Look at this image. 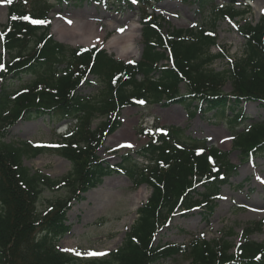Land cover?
<instances>
[{"label":"trees","instance_id":"1","mask_svg":"<svg viewBox=\"0 0 264 264\" xmlns=\"http://www.w3.org/2000/svg\"><path fill=\"white\" fill-rule=\"evenodd\" d=\"M67 1L7 3L1 47L8 59L0 58V264H80V259L58 246L69 230L66 213L73 201L83 199L85 192L113 173L126 175L136 187L146 184L152 192L122 244L85 264H170L166 260L176 255L184 257L186 264H264V242L250 239L262 230V221L245 227L238 244L232 228L219 239L192 238L188 245L155 243L156 235L175 215L195 209L206 216L213 212L221 186L237 172L238 165L230 160L232 150L239 151L242 162L264 157V119L253 121L245 112L250 103L264 109V14L253 24L244 20L245 11L232 1L218 5L214 0H191L203 23L165 29L162 15L148 13L158 0H74L138 10L142 55L139 61L126 63L104 50L73 49L53 40L49 13ZM237 17L244 20L237 21V31L244 38L241 56L232 58L225 50L212 53L218 22ZM163 60L169 63L162 64ZM216 60H227V65L215 70L211 66ZM27 75L30 80L23 83ZM89 75L96 78L99 90L92 97L79 94ZM14 80L19 86L10 90ZM226 82L232 87L229 93L223 91ZM144 102L178 104L190 116L197 112L208 121H224L233 135L232 150L209 146L205 139L169 126L148 132L149 141L135 156L128 153L120 163L109 164L98 151L120 126L121 110ZM40 117L76 122L52 145L5 141L19 120ZM44 153L67 159L70 171L52 179L24 165V158ZM56 187L65 188L67 197L39 207L43 191Z\"/></svg>","mask_w":264,"mask_h":264},{"label":"rangeland","instance_id":"2","mask_svg":"<svg viewBox=\"0 0 264 264\" xmlns=\"http://www.w3.org/2000/svg\"><path fill=\"white\" fill-rule=\"evenodd\" d=\"M69 0L67 3L58 4L50 13L51 29L50 33L55 41L71 48L96 47L104 49L107 54L116 60L128 63L137 62L142 53L143 42L141 39V25L138 10L123 8L118 9L102 8L101 6H89L85 3H77ZM234 2L237 9L245 11L244 20L253 24L257 23L264 14V0H214L218 5H225ZM148 13L161 14L165 18V29H188L203 23V16L198 12L197 6L193 2L183 0H158L149 8ZM87 17L93 23L97 35L91 37L74 35L69 41L57 39L58 34L53 30L54 22L60 18L65 21L75 23L81 17ZM93 18L95 20H93ZM237 20L242 23L244 20L236 18L234 21L222 19L217 24V46L212 47L211 52L217 53L225 50L232 58H238L243 52L244 39L237 31ZM137 22L139 31L133 41L134 52L126 56L119 57L120 48L109 43V40L116 35V31L107 29L108 24H119V22ZM7 22L6 0H0V58L7 60V53H3L1 48V30ZM68 26V24H66ZM77 41V44H72ZM227 65V60H216L212 64L215 70H222ZM92 85L85 84L81 90V95L91 96L97 94L98 85L94 77H88ZM30 80L27 75L23 78V83ZM19 86L18 81L11 82L10 90ZM230 82H226L223 91L231 92ZM245 112L255 120L264 119V109L257 103L245 105ZM120 127L107 137L98 155L109 164L119 163L122 156L135 151L144 146L148 140V135L144 133L155 127L178 126L186 128V133L195 138H206L207 144L221 150H232V132L225 122L207 121L200 113H195L190 117L181 106L171 105L169 107L160 104L145 103L142 106L128 107L120 113ZM98 119L96 120V122ZM64 122H53L51 120L21 119L9 131L5 141L7 143L32 142L34 144H50L57 141L58 134H64ZM131 145V147H128ZM230 160L238 165L236 174L230 182L220 188V195L215 200L214 210L207 215L203 210L196 209L187 213H179L171 218L157 235L156 243L161 245H188L192 238L202 237L206 240L219 239L230 228L234 230V243L241 241L243 229L252 223L262 221L261 231L251 234L250 239L256 242H264V157H255L242 162L238 150H232ZM26 167L32 172H41L52 179H59L70 170V162L60 155L54 153H44L36 157H26L23 160ZM108 181L105 186L92 193L87 202L83 204L78 214H70L73 206L79 202H72L68 210L65 224L69 225L68 232L59 241V248L80 259V264H85L87 259L107 255L120 246L126 232L137 219V210L131 223L127 217L130 212L133 196L140 191L141 206L151 193V189L146 185L134 187L130 180L122 173H113L106 177ZM104 179V180H105ZM103 183V182H102ZM101 186V184L99 185ZM98 186V187H99ZM96 187V188H98ZM202 190L201 188H199ZM93 190V189H91ZM89 190L88 192H90ZM87 192V193H88ZM86 194V193H85ZM83 196V200L87 197ZM68 191L62 187L52 190H44L39 202V207L46 204L48 200L65 198ZM137 207V209H138ZM100 253L101 255H90ZM170 264H186L187 260L181 255H176L166 260Z\"/></svg>","mask_w":264,"mask_h":264},{"label":"bare ground","instance_id":"3","mask_svg":"<svg viewBox=\"0 0 264 264\" xmlns=\"http://www.w3.org/2000/svg\"><path fill=\"white\" fill-rule=\"evenodd\" d=\"M93 20H95L93 18ZM94 22H90L87 17H81V20L75 23H69L68 21H65L63 19L58 18L54 22L53 30L55 33L58 34L57 39L61 41H69L68 39L71 38L74 35H81L79 37H82V35L91 37L92 35H97V28L100 27V25H97L96 29L93 25ZM68 24V26H66ZM107 29L110 31H116V35L112 37L109 40V43L116 48H120L121 51L118 52L119 57L126 56L127 54H132L134 50L133 47V41L137 37V33L139 31V26L137 22H130L129 24L127 22L119 24H108ZM123 29V31H121ZM99 36V35H97ZM72 44H77V41H72ZM108 181V179H105L104 182L99 186L98 188H95L91 190L90 192L86 193L85 196L87 197L85 200L80 201L78 204H75L70 212V214H78L80 212V209L83 208V204H85L90 197L92 193L98 192V190L102 189L105 186V183ZM140 191L137 192L135 196H133L129 216L127 217L129 223L132 222L134 213L137 210L139 200H140Z\"/></svg>","mask_w":264,"mask_h":264},{"label":"snow or ice","instance_id":"4","mask_svg":"<svg viewBox=\"0 0 264 264\" xmlns=\"http://www.w3.org/2000/svg\"><path fill=\"white\" fill-rule=\"evenodd\" d=\"M6 2L7 3H12V0H6ZM13 19H15V17H13ZM25 19H28L27 17H25ZM32 23H34V24H43V23H45V21H37V20H33V21H31ZM69 23H71L70 21H69ZM121 31H123V29H121ZM140 103H143V101H140ZM128 147H131V145H128ZM90 255H101L100 253H91Z\"/></svg>","mask_w":264,"mask_h":264}]
</instances>
